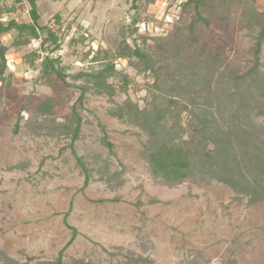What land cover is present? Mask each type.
Segmentation results:
<instances>
[{
	"label": "rangeland",
	"instance_id": "obj_1",
	"mask_svg": "<svg viewBox=\"0 0 264 264\" xmlns=\"http://www.w3.org/2000/svg\"><path fill=\"white\" fill-rule=\"evenodd\" d=\"M184 1L39 0L46 3L41 26L57 30L53 17L62 19L59 55L68 76L114 63L132 79L114 98L87 93L73 147L67 127L76 124L81 82L69 77L67 87L48 79L44 59L34 69L26 64L41 40L16 48L17 31L3 37L13 78L0 81V264H51L65 248L64 264H264V0H192L186 9ZM252 4L256 14L247 12ZM26 7L11 17L29 23ZM135 14L146 22L137 34ZM84 34V43H72ZM123 42L137 44L152 69L117 58ZM90 48L100 52V63L90 62ZM165 98L185 109L183 144L194 137L202 155L191 117L211 114L217 143L229 141L232 152L254 157L257 166L240 169L241 181L198 170L176 185L156 177L146 153L150 134L110 111L128 99L148 110ZM165 110L174 130L177 109ZM79 159L91 172L87 188ZM69 211L67 224L79 234L66 247L73 236L64 221Z\"/></svg>",
	"mask_w": 264,
	"mask_h": 264
},
{
	"label": "trees",
	"instance_id": "obj_2",
	"mask_svg": "<svg viewBox=\"0 0 264 264\" xmlns=\"http://www.w3.org/2000/svg\"><path fill=\"white\" fill-rule=\"evenodd\" d=\"M38 1L39 0H14L13 4L9 6L3 0H0V81L4 82L7 81L9 77L13 78L12 73L7 74L9 72L7 57L10 47L4 44L2 36L11 35L12 32L17 31V37L12 44L16 48L29 46L33 40H41L39 49L33 51L27 56L26 64H29V66L34 69L37 67L39 61L44 59L46 65L50 68V72L45 76L48 79L57 77V79L62 81L67 87H73V85L67 81L69 77L73 78L75 82H81L80 86L77 88L80 90L81 94L73 109L76 124L74 128L67 127L72 134L73 147L82 135L83 120L78 109H84L87 93L92 91L97 95H107L114 98L117 93L128 92L132 79L128 74H125L123 70H117L114 63L108 64L104 69L96 72L81 71L73 76H68L64 71L66 68H61L62 58L59 55L64 36L62 31V19L58 14L53 17L52 22L54 25L58 26L57 30L49 26H41L40 21L42 14L40 12ZM137 1L138 0H134L135 3ZM191 1L192 0H185L182 2L183 8L186 9L187 6H190ZM26 4L30 8L29 16L31 21L29 23L21 22L20 19L17 18H12L6 22L1 20V16L3 15L15 14L17 11L27 9ZM247 12L256 14L257 10L255 5L252 4L251 7L247 9ZM131 23L132 33L137 34L140 24L146 22H143V20L135 14L133 15ZM42 30L47 32L45 37L41 34ZM260 37L264 38V28ZM149 38L154 39L153 36ZM149 38L145 37L144 40L146 41ZM87 39L88 34H84L80 37L73 38L72 43H84ZM99 54V51L95 52L90 48L87 52V57L91 58L90 62L92 63H100L101 60ZM117 58H123L129 63H131L133 58H137L145 62L147 69H152L150 67L148 56L143 53L137 44L131 46L127 42H123L118 51ZM156 75H158V73H155V77ZM112 78L119 80V82L116 84L110 83V79ZM153 86H155V88L159 87L158 78L155 79ZM167 104L169 106H174L177 109L176 115L179 117V123L174 130H171L170 125H168V122L171 120L175 122V120L167 116L165 110ZM47 110L50 111L51 108L47 106ZM184 111L185 109L181 106L177 107V102L173 99L165 98L160 104L154 100L148 104V110H142L137 104L128 99L124 103L117 105L115 110H111L110 116L140 126L143 131L150 134L153 139V144L146 149L147 160L155 176L163 179L167 184L176 185L185 180H191L196 176L197 170L202 173L211 174L213 177H220L219 179H223L221 177L226 176L229 179L241 181L245 179V176L244 174H239L240 169L245 168L247 171H251V167L254 168L257 166L255 165L256 160L254 157L245 155L242 152L240 154L232 152L231 143L229 141L226 142L227 144L225 145L217 143V138L219 136L215 129L217 120L211 114L207 115V117L203 116L201 118L194 116L193 114L191 117V120H193V126L196 128V132L193 136L201 140L203 147L202 155L200 154V151L198 152L194 149V137L189 141L188 146L183 144V142H181V137L185 133L186 127H184V122L180 120V117ZM189 117V114H187V119H189ZM17 128L19 129V126H17ZM103 141L110 150L113 149V144L109 142V136L107 133L104 134ZM211 145H214L213 150L210 149ZM229 153L233 154L231 162V156ZM79 163L85 174L84 188H87L90 184L91 172L80 159ZM222 164L225 165L224 169ZM220 169H223L224 171H221ZM232 171H237V176L234 175L235 172L234 174L230 173ZM155 202L157 203V201ZM69 215L70 211L65 215L64 221L67 227L72 230L73 236L66 247L72 245L79 234L76 228L67 224ZM66 249L67 248L62 250L58 259L51 264H64V252ZM134 261H143L147 264H153L151 261L145 259H137Z\"/></svg>",
	"mask_w": 264,
	"mask_h": 264
},
{
	"label": "crops",
	"instance_id": "obj_3",
	"mask_svg": "<svg viewBox=\"0 0 264 264\" xmlns=\"http://www.w3.org/2000/svg\"><path fill=\"white\" fill-rule=\"evenodd\" d=\"M3 1L5 2V0H3ZM7 1H8V0H6V2H7ZM9 1H10V0H9ZM11 1H12V3H13L14 0H11ZM6 2H5V3H6ZM6 4H7V3H6ZM45 4H46V3H43L42 6H41V5L39 4V1H38V5H39V7H40V12H42L43 7L45 6ZM7 5H8V4H7ZM9 6H10V5H9ZM48 7H49V6H48ZM23 10H24V9H23ZM23 10H22V11H23ZM20 11H21V10H20ZM20 11H19V12H20ZM11 15H13V13H12V14H8V15H7V14H6V15H3V16H1V19H2L3 17H8L9 19H12L13 17H11ZM18 15H19V14H18ZM5 36H8V35H5ZM5 36H2V40H3V37H5Z\"/></svg>",
	"mask_w": 264,
	"mask_h": 264
},
{
	"label": "built area",
	"instance_id": "obj_4",
	"mask_svg": "<svg viewBox=\"0 0 264 264\" xmlns=\"http://www.w3.org/2000/svg\"><path fill=\"white\" fill-rule=\"evenodd\" d=\"M7 18H8V17H3L1 20H2L3 22H6V21H8Z\"/></svg>",
	"mask_w": 264,
	"mask_h": 264
}]
</instances>
